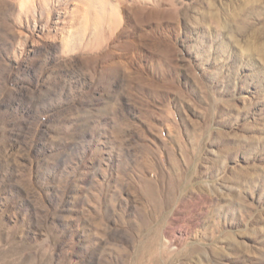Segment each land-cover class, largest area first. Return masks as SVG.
<instances>
[{"label":"rangeland","instance_id":"374dc122","mask_svg":"<svg viewBox=\"0 0 264 264\" xmlns=\"http://www.w3.org/2000/svg\"><path fill=\"white\" fill-rule=\"evenodd\" d=\"M0 264H264V0H0Z\"/></svg>","mask_w":264,"mask_h":264},{"label":"bare ground","instance_id":"6f19581e","mask_svg":"<svg viewBox=\"0 0 264 264\" xmlns=\"http://www.w3.org/2000/svg\"><path fill=\"white\" fill-rule=\"evenodd\" d=\"M135 42V41H134ZM133 43V42H132ZM128 48V47H127ZM116 62V61H115Z\"/></svg>","mask_w":264,"mask_h":264}]
</instances>
